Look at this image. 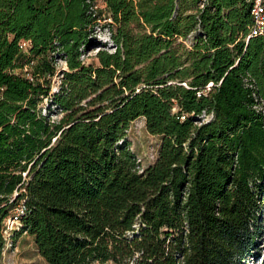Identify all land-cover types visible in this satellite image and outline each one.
<instances>
[{
    "label": "trees",
    "instance_id": "1",
    "mask_svg": "<svg viewBox=\"0 0 264 264\" xmlns=\"http://www.w3.org/2000/svg\"><path fill=\"white\" fill-rule=\"evenodd\" d=\"M103 1L116 50L87 65L108 46L97 0H0V264L24 234L47 264H246L264 195L253 0ZM56 55L67 69L52 121L49 88L15 71L45 79ZM138 119L161 139L142 173Z\"/></svg>",
    "mask_w": 264,
    "mask_h": 264
},
{
    "label": "rangeland",
    "instance_id": "2",
    "mask_svg": "<svg viewBox=\"0 0 264 264\" xmlns=\"http://www.w3.org/2000/svg\"><path fill=\"white\" fill-rule=\"evenodd\" d=\"M97 7L101 12V18L100 27L96 29V38L102 42L103 45L108 43V46L105 45L106 47L104 48H94L93 50L86 52L81 59L87 65L97 64L95 57L100 49L106 50L110 53H114L116 50L115 46L112 44L108 28V25L112 23V20L104 1L97 0ZM54 62L56 73L54 75L48 74L45 79H35L32 75L31 67L29 66L25 67L23 70H16L15 73L21 74L24 78L32 82L34 86L42 85L43 88H49L50 95L43 100L40 107L43 115H48L52 121H58L62 115L51 106V98L59 92L62 71L67 69V64L59 55L54 56ZM200 124L201 123H199V125ZM128 141L131 144V151L138 158V163L141 165L140 173H142L143 169H146L155 163L159 155L161 139L151 135L147 131L145 119H138L133 122L129 128ZM262 197L261 213L258 217L260 232L258 234L256 246L252 251L253 257H251L246 264H264V195H262ZM6 226L9 229H12L16 227V224L11 220H7ZM3 264H47V262L39 255L33 238L24 234L15 244H12L11 242L7 243L3 257Z\"/></svg>",
    "mask_w": 264,
    "mask_h": 264
},
{
    "label": "built area",
    "instance_id": "3",
    "mask_svg": "<svg viewBox=\"0 0 264 264\" xmlns=\"http://www.w3.org/2000/svg\"><path fill=\"white\" fill-rule=\"evenodd\" d=\"M254 4H253V9H252V19H253V27L251 29V34L247 39H250L252 37H259V36H264V0H253ZM30 46L29 42H21L20 44V50L23 53H27L28 48ZM213 86V84H210L207 87V91H209L211 89V87ZM182 120H185L186 117L184 115L181 116ZM24 212L23 208H20L17 210V214H21ZM8 220H11L13 223L16 224L15 228L9 229L7 226V230L5 232V237L6 239H8L9 236V232L17 229L19 227V220L18 217H12L9 218Z\"/></svg>",
    "mask_w": 264,
    "mask_h": 264
}]
</instances>
